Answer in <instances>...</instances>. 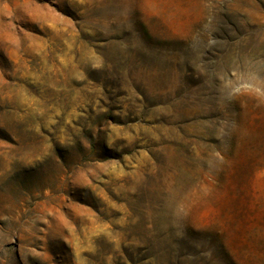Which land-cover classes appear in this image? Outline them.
<instances>
[{
  "label": "rangeland",
  "instance_id": "1",
  "mask_svg": "<svg viewBox=\"0 0 264 264\" xmlns=\"http://www.w3.org/2000/svg\"><path fill=\"white\" fill-rule=\"evenodd\" d=\"M0 264H264V0H0Z\"/></svg>",
  "mask_w": 264,
  "mask_h": 264
}]
</instances>
